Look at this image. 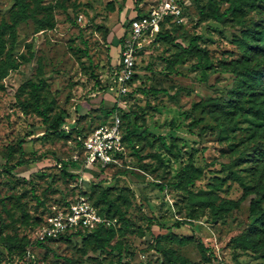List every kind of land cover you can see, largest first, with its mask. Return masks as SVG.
<instances>
[{
	"label": "rangeland",
	"instance_id": "rangeland-1",
	"mask_svg": "<svg viewBox=\"0 0 264 264\" xmlns=\"http://www.w3.org/2000/svg\"><path fill=\"white\" fill-rule=\"evenodd\" d=\"M25 1L34 16L15 24L14 39L8 28L2 27L0 34L19 62L0 79V264H172L159 246L197 264H264V233L251 231V226L260 231L262 225L248 214L251 199L264 213V158L256 152L264 139L253 128L259 120L220 110L242 81L220 66L240 58L235 39L264 16V0L241 22L208 16L209 0H179L183 20L164 22L143 36L136 74L120 96L115 88L103 93L99 87L112 82L121 21L134 14V0ZM216 1L220 10L227 5ZM157 2L140 0L137 5L146 11ZM11 3L0 0V23L12 22ZM48 17L51 27L37 20ZM195 35L201 36L199 53L186 48ZM199 61L208 66L195 67ZM27 81L42 82L39 106L50 120L61 118L65 136H40L44 123L32 107ZM115 101L120 105L113 109ZM114 112L124 123L128 118L123 114H129L128 127L137 134L125 138L119 167L102 171L113 185L107 196L122 212L108 202L98 203L111 218L109 242L97 248L93 237L82 233L39 246L36 235L44 213L82 191L92 192L95 199L100 195V187L91 182L98 180L96 174L90 177L78 164L68 171L80 178L65 177L57 163L81 155L85 135ZM144 128L147 134L140 135ZM20 139L28 161L7 170L21 154ZM184 165L195 168L188 184L194 193L236 199L252 190L237 208L214 217L208 207L193 204L186 192L169 184ZM185 218L193 224L175 225ZM186 235L209 247L207 261L195 241L177 240Z\"/></svg>",
	"mask_w": 264,
	"mask_h": 264
},
{
	"label": "trees",
	"instance_id": "trees-1",
	"mask_svg": "<svg viewBox=\"0 0 264 264\" xmlns=\"http://www.w3.org/2000/svg\"><path fill=\"white\" fill-rule=\"evenodd\" d=\"M139 1L140 0H134V5H135L134 8L136 9L134 14L131 15L130 17H126L124 20L121 21L123 33L118 39V42L120 44L119 54L122 49L123 38L126 34L130 20L136 16L145 14L147 12V10L141 11L138 8L137 4ZM223 1L226 2L227 5L220 10L218 6V2L216 0H209L211 6H209L207 15L217 21H222L227 16H231L236 22H241L243 17L247 14L248 10L255 9L258 7L257 1L259 0H223ZM9 10H10V16L12 22L9 24L5 22H1L0 34L3 32L2 27L8 28L10 30L11 38L14 39L15 24L18 21L26 20L27 18L34 16L35 10L29 9L28 3L25 0H12L11 7ZM37 20L39 21L40 24H42V26H47V27L53 26V21L49 17L41 18ZM164 22H170L172 24H175L173 23L174 20H172L170 16L165 17L162 21H160L159 24H163ZM149 32L150 31H147L146 33ZM164 32L167 33L169 31L165 30ZM166 33H164L163 35H166ZM157 36H161L160 30L157 31ZM200 38H201L200 35L192 36L186 48H188L189 50H193L196 53H199L200 47L197 46L196 42ZM235 42L238 44V47L242 52L240 58L223 62L220 67L225 71H229L236 74L241 78L242 81L238 87L231 90L230 99L226 103V106L220 107V110L225 114L229 112L232 113L239 112L241 115L245 117L248 116L255 117L259 121L258 123H256L255 127L253 128H255V132L258 133L262 137V139H264V16L260 17L259 20L256 21L254 26L244 29L243 34L237 37L235 39ZM137 53H136V58H137ZM118 56L116 57V61L111 63V67H110L111 68L110 76L112 82L104 85L101 84L99 87L103 93L108 92L113 88H115L116 91L115 74H116V67L118 65ZM18 65L19 62H16V59L12 56L11 51L9 49H5L4 39L0 38V79L7 75L9 69H16ZM194 66L207 67L208 64L207 62L199 61L195 63ZM135 69H136V62H135ZM135 74H136V70L128 83L129 85L132 83ZM26 83L31 86L30 92L33 97L32 107L41 116L42 122L44 123V132L40 136L45 137L48 134H55L58 137L65 136L63 134L62 129L59 127L61 118L57 116L54 119L50 120L47 112L44 109H41L39 106V98H40L39 90L42 86V82L40 81L38 83H34L32 81H27ZM96 83L100 84L98 81ZM2 86L3 85L0 83V87ZM158 91L159 89L154 90L153 93H156ZM119 105H120L119 101H115V103L111 108L115 109ZM22 108L23 110H26V105L22 104ZM123 116L127 117L128 120L126 123H124V120L120 116L121 127H122V146L124 145L125 138L131 137V135L133 134H137L134 130L128 127L130 124L129 114L124 113ZM139 134L146 135L147 134L146 128L142 129V131ZM23 140L24 139H20L18 141V146L21 151L20 156L18 157V159L14 164H9L6 166L7 170H12L15 167L21 166L28 161L27 158L23 156V148H22ZM256 152L261 158H264V147H257ZM122 155H123V150L118 153V156L120 158H122ZM77 165L78 162L75 160H70L67 162L60 161V168H61L60 172L65 177H79L78 173H72L68 171L69 166H77ZM114 166L116 167V169L119 167V165H113L112 167ZM106 168L108 167H97V168H93L91 166L85 167L84 168L85 173L87 172L90 175V177H92L93 174H96V177H98L97 181L91 179V182H92V186L100 187V195L97 197V199L94 198L92 192L87 193L85 191H82L79 193V195H85L90 201V203L97 209L99 214H101L102 216L108 219H111L100 210L98 205L100 200L104 202H108L109 206H114L115 211H117L119 215H122V212L119 209V207L117 205H114L113 202H111V200L107 196L108 190L113 188V185L107 183L108 177L102 173V171L106 170ZM117 173L118 172L112 174L111 178L117 176ZM194 178H195V168L192 165H184L176 174L175 181H172L169 184L173 187L180 188L184 192H186L187 196L189 197L190 201L193 204H198L204 207H208L214 217H217L225 212H228L231 209L237 208L240 202L243 200V198L247 194H249L252 190L249 188L245 189L242 195L236 199L221 198L220 196L212 195V194L194 193L190 191L188 188V184L192 183ZM169 184L166 183L165 185H169ZM157 187L162 189L164 185L157 183ZM257 192L260 193L259 190ZM79 195L67 200L65 203L58 206L57 209L67 207L70 204V202L74 201ZM124 198L127 200L126 197ZM57 209L44 213L41 217L40 222L43 223L46 215L55 212ZM108 210L109 209H107V211ZM248 214L250 217H255L254 220L258 221L262 225V229L260 231L256 230L254 225L251 226V231L256 234L259 233V235L264 233V213H262L259 202L256 199L250 200ZM181 224L192 225L193 223L188 218L180 219L175 222L176 226H179ZM110 225L111 224H99L93 228H78L77 230L74 231H65L64 233L59 234L57 237H50L44 241H40L36 239V244H38L39 246H44L48 242L55 239H62V238H67L69 236L87 233L88 236L93 237L96 247L102 248L106 243L109 242L112 236V233L110 232L112 228ZM126 226H128V221L125 218V227ZM103 232H106L107 235L105 236L103 241H101L100 236ZM174 238L176 237L174 236ZM177 240L179 242L195 241L196 246L201 253L202 259L204 261H207L210 258L211 251L209 247L204 245L202 239L195 238L193 235H186L177 238ZM159 250L165 256L166 260L172 264H197L196 262L190 260L186 256L176 253L172 248H165L163 246H159Z\"/></svg>",
	"mask_w": 264,
	"mask_h": 264
},
{
	"label": "built area",
	"instance_id": "built-area-1",
	"mask_svg": "<svg viewBox=\"0 0 264 264\" xmlns=\"http://www.w3.org/2000/svg\"><path fill=\"white\" fill-rule=\"evenodd\" d=\"M170 16L172 20H183L179 0H158L145 14L132 18L123 38L122 49L118 56L115 84L120 96L129 90V81L135 73L136 53L143 45V36L155 29L160 21ZM121 119L117 112L104 123L95 125L80 143L81 155L74 154L72 159L85 167H109L121 164L118 153L122 151ZM60 166V163H57ZM110 220L98 213L85 195L78 196L65 208L47 214L36 239L44 241L57 237L65 231L78 228H93L99 224H109Z\"/></svg>",
	"mask_w": 264,
	"mask_h": 264
}]
</instances>
